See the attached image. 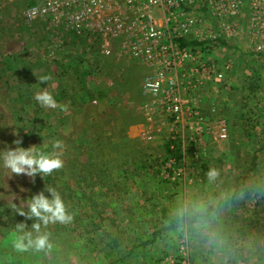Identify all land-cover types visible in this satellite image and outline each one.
Here are the masks:
<instances>
[{"label":"rangeland","instance_id":"1","mask_svg":"<svg viewBox=\"0 0 264 264\" xmlns=\"http://www.w3.org/2000/svg\"><path fill=\"white\" fill-rule=\"evenodd\" d=\"M43 1L0 0V150L60 140L52 188L78 218L41 253L16 252L2 237L0 264H264V0L187 6L168 25L158 18L185 42L175 40L177 70L165 76L179 82V123L146 88L161 61L132 53L144 42L133 9L107 7L117 25L100 47L41 12L29 18ZM40 91L62 107L38 105ZM45 176L0 167V202L26 211ZM197 207L206 209L199 222Z\"/></svg>","mask_w":264,"mask_h":264},{"label":"built area","instance_id":"2","mask_svg":"<svg viewBox=\"0 0 264 264\" xmlns=\"http://www.w3.org/2000/svg\"><path fill=\"white\" fill-rule=\"evenodd\" d=\"M117 1L133 9L137 16L136 22L144 24L142 35L144 42L134 45L132 53H141L146 57L157 55L160 58V70L146 82V88L154 97L160 98L161 110L166 113V116L170 117L174 123H179L183 118V101L179 82L175 74L167 79L165 76L177 70V53L181 52L182 47L177 44V40H180L177 38L182 35L172 34L169 27L163 28L157 25V21L161 18L163 23L168 25L174 22L175 17L189 12L182 10L183 8L195 5L208 6L213 0H44L43 5L36 4L28 9L27 16L32 18L41 12L48 21L63 25L64 29L73 30L74 33L82 34L80 37L88 36L92 40H99L100 47H104L110 45L114 37L112 25H117V19H109L104 14L107 7H111ZM83 31L89 35L81 33ZM101 68L99 64L97 70Z\"/></svg>","mask_w":264,"mask_h":264},{"label":"clouds","instance_id":"3","mask_svg":"<svg viewBox=\"0 0 264 264\" xmlns=\"http://www.w3.org/2000/svg\"><path fill=\"white\" fill-rule=\"evenodd\" d=\"M49 78L42 76L40 83H46ZM33 99L38 105L44 108H57L62 107L54 96L48 91L36 92ZM13 144L17 145L15 148H7L0 150V167L10 170L11 173L19 175L26 173L28 176H33L39 172L43 175H49L54 170L60 169L63 166V161L60 158V149L63 144L60 140H54L50 144L51 150H41L36 147L23 148L19 147L20 140H14ZM47 148V146H46ZM27 166V167H25ZM217 173L214 169L208 172L209 179H214ZM50 194L46 197L43 192L34 195L29 201V213L27 217L30 219L36 217L39 223L32 224L33 232H23L21 229L23 224L17 226V231L10 236L11 246L16 252L24 253L29 250L35 252L47 251L51 248L49 235L47 232L41 233V225H48L49 223L61 222L65 223L71 220V216L66 213L65 203L60 194L52 187L46 189ZM206 209L197 207L193 210V215L199 219L204 217ZM20 215H26L22 210ZM183 215V212L181 213Z\"/></svg>","mask_w":264,"mask_h":264},{"label":"trees","instance_id":"4","mask_svg":"<svg viewBox=\"0 0 264 264\" xmlns=\"http://www.w3.org/2000/svg\"><path fill=\"white\" fill-rule=\"evenodd\" d=\"M180 43H181V45H184L185 44V42L183 41V40H178ZM172 141L173 140H170L168 143H167V150H168V152L170 153V154H175V153H178V148H175V146L173 147V148H171L170 147V144L172 143ZM253 164V163H252ZM255 167V163L253 164V166L251 167V169H253ZM55 171H53L51 174H49V175H46L45 177H44V180H45V182H40V180L36 183V185H37V190L39 191V192H43V194L46 196V197H48L50 194L48 193V191L46 190V189H48L49 187H52V185H53V182H54V179L58 176V175H55ZM68 188L71 190V187L70 186H68ZM70 195V194H69ZM63 200V199H62ZM84 200L86 201V200H88L86 197H84ZM64 201V203H65V205H66V201L65 200H63ZM74 207H75V205L73 204L71 207H69L67 210H66V213H70L71 214V216L73 215V221H70V223H69V221H67V222H65V223H61V222H59V221H57L56 223H58V224H60L59 226H60V229H51L50 228V226H48V225H46L47 226V229H46V231H42L41 233H43V232H47L48 233V235L50 236V235H58V234H61L62 235V237H64V238H66L65 236L67 235V237H68V235H69V232H70V230H69V228L71 227V224H73L76 220H77V215H75V212H74ZM12 207H10L9 205H5V204H3V203H1L0 202V242H2L3 240V238L2 237H8V238H10V236L14 233V232H16L17 231V226L18 225H20V224H23L24 225V227L20 230L21 231V233H23V232H33V230H32V224L33 223H39V219L38 218H36V217H32V218H28L27 217V214L29 213V206H28V208H27V210L25 211V210H23V209H21V208H19V209H17L16 208V210H13V209H11ZM23 211L26 215H20L19 214V212L20 211ZM69 214V215H70ZM87 216V215H86ZM162 218H164V219H167L168 220V222H169V225H168V227H171V226H173L174 225V221H175V219L174 218H172V217H170V216H168V215H166L165 213H162ZM94 218H92L90 221H86L85 223H82V226H83V229H84V233H85V231L87 232V226H89V225H91V224H95L94 223ZM44 226L45 225H41V229H43L44 228ZM50 230V231H49ZM69 230V231H68ZM157 232H155V233H153V234H156ZM36 235V233L35 232H33V236H35ZM101 237L100 236H98V240H97V242H96V246L98 245V244H105L104 243V241L102 240V239H100ZM84 239L87 241V242H91L92 241V239L90 238V237H87L86 236V238L84 237ZM150 241H153V237H152V239H150V240H145V242H143V243H141V244H145V243H148V242H150ZM114 242V245H115V241H113ZM111 248H112V246H110ZM57 252V251H56ZM118 251H115V253H117ZM41 253V252H40ZM111 254V253H110ZM59 259L60 258H56L55 259V264L57 263H59V264H63V262L62 261H59ZM117 260H119V259H117ZM111 263H114V262H111Z\"/></svg>","mask_w":264,"mask_h":264},{"label":"crops","instance_id":"5","mask_svg":"<svg viewBox=\"0 0 264 264\" xmlns=\"http://www.w3.org/2000/svg\"><path fill=\"white\" fill-rule=\"evenodd\" d=\"M64 37V36H61V38Z\"/></svg>","mask_w":264,"mask_h":264}]
</instances>
